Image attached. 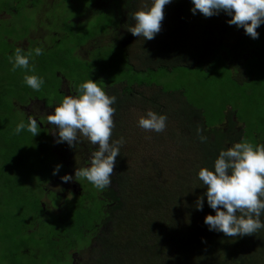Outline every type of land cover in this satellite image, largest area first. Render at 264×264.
I'll list each match as a JSON object with an SVG mask.
<instances>
[{
  "label": "rangeland",
  "instance_id": "rangeland-1",
  "mask_svg": "<svg viewBox=\"0 0 264 264\" xmlns=\"http://www.w3.org/2000/svg\"><path fill=\"white\" fill-rule=\"evenodd\" d=\"M124 2L0 0V15L5 13L9 17L0 18V264H67L69 255L73 254V264H97L100 255L96 253V256L95 250L102 253L108 243L112 245L111 251L124 254L127 264H187L182 261L184 252L189 264H237L238 260L240 264H264V229L244 237L251 244L259 242L256 246L260 252L245 246L238 236L210 231L204 218L215 212L204 196L206 186L198 185L199 170L188 166L185 169L183 164L190 163L192 152L182 156L169 154L158 148L160 140L155 143L151 139L149 144L148 131L138 126L141 117L138 109H133L131 115L116 113L113 117L115 127L110 142L124 137L125 143L120 147L111 184L106 189H114L128 210L135 205L129 201L130 189L139 190L143 199L155 201L157 210L150 213L156 214L154 223L158 230L149 232L147 225L140 224L136 227L135 223L139 222L133 217L116 220V215H124L119 212L99 229V240L84 248L87 240L80 238L78 229H71L84 219L75 214L78 202L72 197L59 204L55 188L62 183L64 194L69 196L80 191L79 182L86 183L87 192H95L93 185L74 173L77 168L90 166L96 149L83 136L75 146L57 143L58 130L48 123L47 116L65 95H78V86L89 78L97 81L110 96L116 92L133 93V108L145 107L144 98L151 92L147 88L159 89L166 95L163 103L169 110H166L169 120L173 112L179 111L177 108L191 116L189 105L201 110L206 126L228 124L234 114L237 127L244 134L240 140L264 144V46L255 40L254 45L249 44V50H256L257 57L235 58L236 62L231 57L225 59L229 54L223 53V58L212 61L208 70L178 65L172 60L178 57L184 42L179 46L176 39L184 36L185 24L189 28L193 22L189 18L188 24L179 14L183 13L181 6L192 7L191 0H172L166 5L161 31L154 39L145 41L143 36L129 38L127 29L132 26H122L120 11ZM152 3L153 0H134L131 12L147 10ZM127 16L125 13L124 18ZM261 29L264 31V24L257 28L260 36ZM227 34V40L221 36L223 41L213 40L211 44L230 47L236 33ZM28 37L30 41L23 42ZM8 38L20 41L17 46L25 54L38 46L44 49L43 55L34 56V62L30 60L35 73L19 68L12 71L9 57L14 56L16 45ZM57 41L58 45L51 48ZM159 56L163 63L159 62ZM185 58L184 62L189 61ZM33 74L45 80L39 91L24 83V76ZM141 85L145 89H138ZM140 94L145 97L141 98ZM117 102L116 99L115 109ZM28 116L37 119L39 134L33 137L27 130L15 134L17 123L21 120L27 123ZM142 142H146L152 173L148 171L135 180L136 177L128 178L127 171L144 164ZM58 160L68 166V171L60 168V175H72L71 182H56V179L48 182L54 176ZM117 163H125L127 170L123 171ZM179 169L181 175L176 176ZM46 181L48 191L44 195L41 187ZM197 197L204 198L202 211L196 209ZM40 202L52 212L44 221L39 214ZM63 217L69 222L68 239L75 242V248L66 253L70 242L62 241L57 255L63 259L59 261L52 258L57 246L51 249L48 237L56 233Z\"/></svg>",
  "mask_w": 264,
  "mask_h": 264
},
{
  "label": "clouds",
  "instance_id": "clouds-1",
  "mask_svg": "<svg viewBox=\"0 0 264 264\" xmlns=\"http://www.w3.org/2000/svg\"><path fill=\"white\" fill-rule=\"evenodd\" d=\"M172 0H153L147 10L132 14L135 24L127 29L135 37L152 40L161 31L164 19V7ZM193 15L197 10L205 17L219 15L221 12L230 16L229 25L243 28L246 35L258 39L257 28L264 24V0H191ZM42 47L24 53L20 48L14 56L9 57L12 71L25 69L35 73L36 69L30 60L43 55ZM24 83L34 91H39L45 84L43 77L25 75ZM78 95H65L62 102L47 116L49 124L58 130L57 143L66 142L75 146L83 136L95 146L90 166L75 170L74 176L85 179L98 190L111 184V177L120 155V147L125 138H110L115 127L114 113L116 96L106 94L105 90L92 79H87L78 86ZM167 116L148 110L138 120V126L147 131L161 133L166 128ZM37 119L28 116L27 123L21 120L15 127V134L27 130L36 136L39 134ZM198 135L202 142L207 137ZM62 165L53 169V175L59 173ZM197 178L206 186L204 196L214 215H206L204 223L210 231L222 232L226 236L236 237L256 234L264 229V144L253 145L248 141L234 143L221 150L214 161L212 169L202 167ZM61 181L71 182L73 176L65 174ZM204 198L197 197L196 209L203 210Z\"/></svg>",
  "mask_w": 264,
  "mask_h": 264
},
{
  "label": "trees",
  "instance_id": "trees-1",
  "mask_svg": "<svg viewBox=\"0 0 264 264\" xmlns=\"http://www.w3.org/2000/svg\"><path fill=\"white\" fill-rule=\"evenodd\" d=\"M124 1L125 2L120 11V17H121L120 19L122 20L121 24L122 26L125 25V27H129V26L133 27L134 20L131 15L132 14L131 6L134 0H124ZM192 7H188L187 5L181 6L183 13L179 14L182 15V18H184L188 24H189L188 22L189 18L193 22L191 25H189V28H187L188 25L185 24L184 36H182V38L180 39L179 37L176 39L177 44L179 43L183 44L184 42V44L180 47L181 49L180 54H177L178 57L175 58V61L172 60L173 62H176L178 65H183L188 68L191 67L194 69L203 68L208 70L209 66L212 65L211 64L212 61L214 62L216 59L223 58L222 56L223 53H225L227 56L229 54L228 57L225 56L226 57L225 59L231 57L233 61L236 62V59L238 60L242 57H247V56L255 57L257 55L256 50L254 49L249 50V44L253 43L254 45L255 40H257L260 43L261 47L264 46L263 29H261L263 31L262 36L259 35L258 39H252L244 33L243 28H238L236 25H229L227 21L230 20L231 17L227 16L225 13L221 12L219 15H214L212 17H205L202 14H200L197 10V14L193 15L190 11ZM125 13L128 14L127 18H124ZM221 32H225V33H221ZM227 32L229 34L236 33L233 40L235 39L237 42H233L232 40L230 47L225 45L223 46L221 44L218 45L215 44L213 46L211 44L213 40H215V42L223 41L221 40V36H223L225 40H227L228 38ZM257 32L259 33V31ZM131 36L132 34L130 33L129 38ZM8 39L12 44L13 41H11V38ZM58 42L59 41L55 42L53 47L51 48H54L55 45H58ZM180 45L181 44H179V46ZM17 48L18 47H16L15 50ZM168 49L169 51H171L170 48ZM224 50H226V52H224ZM182 52H185L184 53L185 55H183ZM246 53H248V55H243ZM185 57H187L189 61L184 62V60L182 59H186ZM159 59H160L159 62L161 63L164 62L161 56H159ZM34 61L35 59L32 60V62ZM141 86L142 87H138V89H145L143 85ZM155 89L157 88H150V89L147 88V90L151 92H148L149 93L148 98H144L145 100L144 108H139V107L133 108L134 105L132 100L135 97L133 93L131 95L124 93H121L119 95L117 94V92L113 93L112 96H116L118 100L117 102L118 105L116 106V112L114 113V115L116 113L122 114L121 116L128 113L131 115L133 109H138V113L141 114V116H144L148 110H152L159 114H164L167 116L166 110H168V108L163 103L166 95L162 94V92H160L159 89L157 90ZM140 95L141 98L145 97L142 94ZM125 98H128L130 100L129 101L120 100V99L124 100ZM188 108L192 110L191 116L185 115L182 112V110L180 111V108H177L179 111L172 113V117H171L172 120H169L167 116L166 128L163 132L156 133L153 131H148L149 133V135H147L149 138L148 142L150 144L151 139L155 143L160 140L158 148H164L165 151L169 154L173 152V154H179L180 156H182V154H184L185 152L186 153L192 152V158H189L191 159L190 163L188 162L183 163L186 164L185 169L187 166L188 169L193 168L192 170H196V169L199 170L202 167H207L209 169H212L214 165V161L221 150L231 147L236 142H241L240 139L244 138L243 131L239 128V131L237 132L238 127L233 116L234 114L231 115L228 124H222L215 127H211L208 125L206 126L201 110L194 109L190 105L188 106ZM121 116H119L120 119ZM235 128H236V132H235ZM198 129L202 130L200 133L201 135L207 137L206 141L202 142L200 140L198 135ZM235 134L236 136L232 137ZM53 146H55V144ZM140 147L143 151L142 159L144 164L141 167L135 166L133 171H131V168L127 171L128 178L136 177L135 180L145 176V174H147V172L150 169L147 159L148 150L146 147V142H142ZM58 164L62 165L63 168L65 167L68 171V166H66L64 163H61L60 160H58L56 165ZM117 164L119 168L120 166L123 167V171L127 170V166L125 163L122 164L117 163ZM179 171L180 169L177 171L178 173H176V176L181 175ZM62 176L63 174L60 175L59 172L57 175L50 176L49 177L50 181L48 180V182H52L54 179H56V182L61 181L60 178ZM48 182L47 181L44 182V185L42 184L41 187L44 195H46L47 193V191H45V188ZM87 184L92 185L89 182H87ZM78 185L80 189V194H75V195L69 194L68 198L64 199L62 198L64 192H60L56 187L55 196L57 197L56 200H58L59 204H61L65 200L67 202L69 198L71 200L72 197L75 198L76 201L78 202L77 208L79 207V209L78 212L75 214H80L78 218H84V219L82 224H80L78 227H75L72 223L73 226L71 227V229L72 230L78 229L77 234L80 235V238H84L85 240H87V245L84 248L86 247L89 248L92 245L93 240H99V237H97L99 234V229L102 228L103 225L105 226V223L109 222L110 219H112L115 216L114 215L115 213H119V212L123 213L124 215H118L119 218L116 215V220H119L122 217L126 219H128V217H133L136 218L137 221L139 222V223H135L136 227H139L140 224V226L147 225V230H149V232L158 230V225L154 223L156 222V214L150 213V211L157 210V204H155V201L143 199L144 196L138 194L139 190L134 191L133 189H130L131 196L129 198V201L131 203H135V205L131 208V210H128L123 207V203H121L122 200L114 189L108 190L105 188L103 190H98L96 188L95 192H87L86 183L82 184L78 182ZM198 185L201 186L202 182L200 181ZM193 191L195 192L196 190ZM50 211L51 209H44L43 205L42 208H39V214L41 215L40 218L42 221H44V219L47 216H50L52 214V212ZM63 219L64 217L58 223V230L55 231L56 233L55 234L51 233L50 236L48 237V241L51 249H55L57 246L55 252L53 253L52 258L59 261L62 260L63 258L57 255V253L60 252L58 246L62 243V241L69 240L70 242V239H68L70 232L66 230L69 222L66 220L64 221ZM115 225L118 227V224ZM110 234L111 236H113L112 230ZM238 237L244 243L245 246L248 245L249 247H254L256 250L260 252V249L256 246L259 242H252L251 244L250 241L248 240L247 242L245 241L244 237H246V235L238 236ZM252 238L255 239V237ZM239 239L238 241L241 242ZM74 244H75L74 241L72 243L70 242V246L65 252L67 253L69 250L70 251L74 250L75 248ZM111 248H112L111 243H108L102 249V253H99L100 251L95 250V254L98 253L100 255L99 257L96 258V263L97 264L100 263L127 264V259L125 260L124 254L120 252H116L114 250L111 251ZM255 253H257V251H255ZM98 254H96V256ZM68 260L69 263L67 264L73 263L72 255H69ZM182 261L189 264L188 256L185 255V252L183 253ZM240 263H242L241 260H238L237 264Z\"/></svg>",
  "mask_w": 264,
  "mask_h": 264
},
{
  "label": "flooded vegetation",
  "instance_id": "flooded-vegetation-1",
  "mask_svg": "<svg viewBox=\"0 0 264 264\" xmlns=\"http://www.w3.org/2000/svg\"><path fill=\"white\" fill-rule=\"evenodd\" d=\"M2 16H4V17H2ZM5 17H6V19L9 18L8 15L5 14V13H2V14L0 15V18H1V19H5ZM30 33H31V32H30ZM30 33L28 34V36L30 35ZM29 39H30V37L24 39L23 42H24V41H30ZM18 42H20V41L13 42L12 44L15 43L16 47H18V46H17V43H18ZM28 43H29V42H28ZM18 48H19V47H18ZM236 128H237V127H236ZM238 131H239V129L237 128V132H238ZM226 133H227V132H226ZM227 135H228V134H227ZM57 185H58V186H57V189H58L60 192H64V188L61 186L62 183H60V184L58 183ZM45 191H48L47 186H46V188H45ZM75 194H80V191L74 193L73 195H75ZM64 196H65V197H64ZM63 198H64V199H65V198H68V195L63 194ZM69 199H70V198H69ZM43 207H44V209H50V208H48V207L45 206V205H43ZM46 207H47V208H46ZM73 255H74V254H73ZM73 255H72V256H73ZM72 264H73V263H72Z\"/></svg>",
  "mask_w": 264,
  "mask_h": 264
}]
</instances>
